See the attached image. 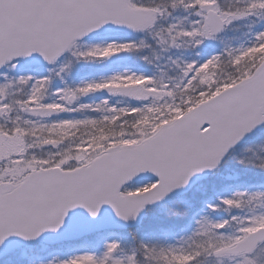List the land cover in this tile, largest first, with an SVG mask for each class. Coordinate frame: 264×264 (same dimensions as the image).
I'll return each mask as SVG.
<instances>
[{
	"label": "snow or ice",
	"instance_id": "snow-or-ice-1",
	"mask_svg": "<svg viewBox=\"0 0 264 264\" xmlns=\"http://www.w3.org/2000/svg\"><path fill=\"white\" fill-rule=\"evenodd\" d=\"M0 264H264V0H0Z\"/></svg>",
	"mask_w": 264,
	"mask_h": 264
}]
</instances>
